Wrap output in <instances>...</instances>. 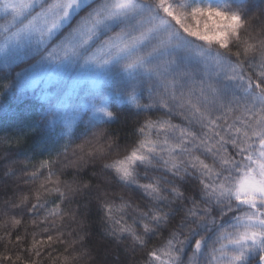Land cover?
<instances>
[{
  "label": "snow or ice",
  "instance_id": "1",
  "mask_svg": "<svg viewBox=\"0 0 264 264\" xmlns=\"http://www.w3.org/2000/svg\"><path fill=\"white\" fill-rule=\"evenodd\" d=\"M9 122L0 264H264V0H0Z\"/></svg>",
  "mask_w": 264,
  "mask_h": 264
},
{
  "label": "trees",
  "instance_id": "2",
  "mask_svg": "<svg viewBox=\"0 0 264 264\" xmlns=\"http://www.w3.org/2000/svg\"><path fill=\"white\" fill-rule=\"evenodd\" d=\"M10 123L11 122L0 125V132H7V131L14 130V128H10L9 126ZM113 127L123 130L125 126L123 124H116V125H113ZM39 141H40V137L36 136L32 141L29 142L33 151L38 152L40 150ZM26 154L30 156L32 154V151H28ZM23 155L24 154H22L21 158H23ZM92 233H93L94 240L99 239V233L95 227L92 229Z\"/></svg>",
  "mask_w": 264,
  "mask_h": 264
}]
</instances>
